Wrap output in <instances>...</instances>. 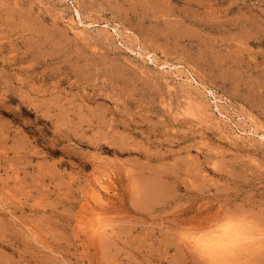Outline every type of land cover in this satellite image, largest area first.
<instances>
[{
	"label": "rangeland",
	"instance_id": "obj_1",
	"mask_svg": "<svg viewBox=\"0 0 264 264\" xmlns=\"http://www.w3.org/2000/svg\"><path fill=\"white\" fill-rule=\"evenodd\" d=\"M0 264H264V0H0Z\"/></svg>",
	"mask_w": 264,
	"mask_h": 264
},
{
	"label": "bare ground",
	"instance_id": "obj_2",
	"mask_svg": "<svg viewBox=\"0 0 264 264\" xmlns=\"http://www.w3.org/2000/svg\"><path fill=\"white\" fill-rule=\"evenodd\" d=\"M222 234H223V237L216 239L215 241H213L211 243H207V244L203 245L202 250L206 254L211 255V256L218 255V253H225L231 247H233V245H235L238 242L239 237H240V234H239L237 229L224 230V231H222ZM205 242H206V240H205Z\"/></svg>",
	"mask_w": 264,
	"mask_h": 264
}]
</instances>
